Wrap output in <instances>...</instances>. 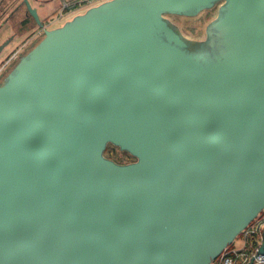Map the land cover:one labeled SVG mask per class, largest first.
Wrapping results in <instances>:
<instances>
[{"label": "water", "instance_id": "1", "mask_svg": "<svg viewBox=\"0 0 264 264\" xmlns=\"http://www.w3.org/2000/svg\"><path fill=\"white\" fill-rule=\"evenodd\" d=\"M263 210L264 0H105L1 73L0 264H211Z\"/></svg>", "mask_w": 264, "mask_h": 264}, {"label": "crops", "instance_id": "2", "mask_svg": "<svg viewBox=\"0 0 264 264\" xmlns=\"http://www.w3.org/2000/svg\"><path fill=\"white\" fill-rule=\"evenodd\" d=\"M32 7L37 9L42 16L43 27H39L35 19L28 15V9L24 0H0V44L6 48L0 54V65L17 50H24L36 41L45 28H53L62 25L66 20L76 14L86 11L89 7L105 0H94L92 3L79 0H28ZM64 2L74 5L66 8L64 16L59 17V12ZM48 10L53 11L50 14ZM38 13V14H39ZM53 15V16H52Z\"/></svg>", "mask_w": 264, "mask_h": 264}, {"label": "built area", "instance_id": "3", "mask_svg": "<svg viewBox=\"0 0 264 264\" xmlns=\"http://www.w3.org/2000/svg\"><path fill=\"white\" fill-rule=\"evenodd\" d=\"M92 3L94 0H79ZM69 2H64L59 17H63L66 8H72ZM21 49L13 52L0 65L1 73L17 58ZM264 231V210L257 218L241 232L236 240L228 246L211 264H264V254H259ZM236 241L240 244H236Z\"/></svg>", "mask_w": 264, "mask_h": 264}, {"label": "rangeland", "instance_id": "4", "mask_svg": "<svg viewBox=\"0 0 264 264\" xmlns=\"http://www.w3.org/2000/svg\"><path fill=\"white\" fill-rule=\"evenodd\" d=\"M48 12L50 14H53V11H51V10H48ZM216 12H217V9L214 8V9L206 10L196 17L172 16L171 18L181 27L182 31L184 32V34L186 36L193 38V39H203L205 37L206 25L208 24V22L210 20H212L215 17ZM38 13H39V11H38ZM28 15L33 17L31 14H28ZM39 17H40V19H42L41 13H39ZM35 22H36V20H35ZM34 42L30 43L26 47V49H29V47ZM110 148H111V150H114V153L112 155L111 153H109L107 151L106 156L114 159L115 161H117L119 163H127V162L132 161V158L127 157V155H125V153L123 151H120L118 147L110 146ZM236 244H240V242L236 241Z\"/></svg>", "mask_w": 264, "mask_h": 264}, {"label": "trees", "instance_id": "5", "mask_svg": "<svg viewBox=\"0 0 264 264\" xmlns=\"http://www.w3.org/2000/svg\"><path fill=\"white\" fill-rule=\"evenodd\" d=\"M110 146H113V145L110 144V145L108 146L106 152L108 151L109 153H111V154L113 155L114 150H111ZM109 148H110V149H109ZM119 150H120V149H119ZM120 151H121V150H120ZM123 152H124V151H123ZM124 153H125V155H127V157L132 158V161L134 160V158H133L129 153H127V152H124Z\"/></svg>", "mask_w": 264, "mask_h": 264}]
</instances>
